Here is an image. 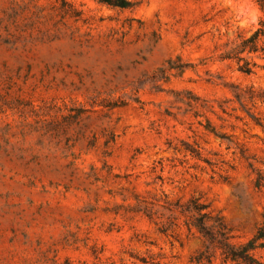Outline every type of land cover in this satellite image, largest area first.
I'll return each mask as SVG.
<instances>
[{"label": "rangeland", "instance_id": "obj_1", "mask_svg": "<svg viewBox=\"0 0 264 264\" xmlns=\"http://www.w3.org/2000/svg\"><path fill=\"white\" fill-rule=\"evenodd\" d=\"M101 1L0 0V264H238L190 207L264 225V0Z\"/></svg>", "mask_w": 264, "mask_h": 264}, {"label": "trees", "instance_id": "obj_2", "mask_svg": "<svg viewBox=\"0 0 264 264\" xmlns=\"http://www.w3.org/2000/svg\"><path fill=\"white\" fill-rule=\"evenodd\" d=\"M101 3L120 8H127L131 5L126 0H115V2L114 0H103ZM261 52L264 53V24L253 32L250 37L243 38L229 54L228 59L236 60L239 70L249 75L253 73V68L243 55ZM258 98L264 101V91L260 93ZM191 206L190 209L194 214L192 217L193 226L210 243L216 245L227 258L238 264H259L254 258L253 252L257 249H264V225L253 239L236 247L228 242L223 233L208 225V222L212 220L209 214L204 212L206 207L199 205L196 201H192Z\"/></svg>", "mask_w": 264, "mask_h": 264}]
</instances>
